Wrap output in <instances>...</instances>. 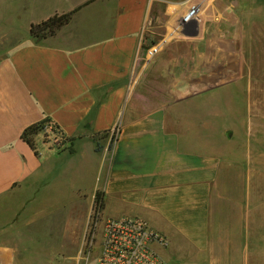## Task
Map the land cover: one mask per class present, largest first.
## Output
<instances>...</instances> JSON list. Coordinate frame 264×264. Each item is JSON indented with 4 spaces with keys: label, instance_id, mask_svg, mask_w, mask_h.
Listing matches in <instances>:
<instances>
[{
    "label": "crops",
    "instance_id": "0c3cea01",
    "mask_svg": "<svg viewBox=\"0 0 264 264\" xmlns=\"http://www.w3.org/2000/svg\"><path fill=\"white\" fill-rule=\"evenodd\" d=\"M6 1L23 19L0 26V264L53 252L23 245L38 216L61 247L83 236L97 191L101 219L168 241L165 264H264V8L214 0L149 61V0H94L44 38L30 26L89 0ZM44 120L62 138L31 148Z\"/></svg>",
    "mask_w": 264,
    "mask_h": 264
},
{
    "label": "rangeland",
    "instance_id": "374dc122",
    "mask_svg": "<svg viewBox=\"0 0 264 264\" xmlns=\"http://www.w3.org/2000/svg\"><path fill=\"white\" fill-rule=\"evenodd\" d=\"M70 1H74V0H70ZM75 1H79V0H75ZM213 1L214 0H149V18H150V25L152 27L151 36H150L151 37L150 47L161 43L162 45L160 50L161 52L165 43H167L170 39L173 40L181 37H188L190 35H193L197 31L199 26L204 22L206 23L215 22L214 20L213 21L211 20L212 19L211 17L209 19L208 18L205 19V17L203 16L207 9L206 4L210 5V3ZM223 1L228 2L229 0L228 1L223 0ZM239 1L242 3L244 7L243 9H248V8L252 9L259 7L264 8V0H239ZM191 5H196L199 8V11L201 12L200 14L201 19L199 23L193 25L191 32H184L177 28L179 23L178 19L186 13L187 9ZM3 6L9 7L8 1L0 0V8L2 9ZM9 16L11 18L8 19L7 17L3 16L4 19H1L2 15L0 13V26L3 23L5 25H8L9 20L17 25H20V23L22 22L23 17L21 18V16L20 18L17 16L18 19H15L13 14H10ZM234 21L237 22V19L234 18ZM146 60L149 59L146 58ZM163 82L166 84V87H168V83L171 81L166 80ZM160 98L168 99L169 97H160ZM43 131L45 133L44 139L47 140L46 136H48L49 132H46L45 130ZM98 217H99L98 214L95 213L94 208L92 207L84 235L81 237L79 236L77 238L71 239L67 245L65 242L64 246L61 247L64 241H62L59 237L63 225L61 223L54 224L52 232H48L47 228H45L44 224L42 223L45 222L47 219L45 217L38 216V218L41 220V222L37 224L38 229L35 231L34 234H32L31 239L29 240L27 239V241H25L23 245L26 246L27 248H33L36 245L42 246L44 244V241H46V244L52 246L53 252L49 253L46 256L21 255L17 257V260L22 261V264H94L96 258L98 257L101 251V244H100L101 236L105 226V220L103 219L99 220ZM53 218L55 219V217ZM46 235L48 238L47 240H45ZM49 236L51 238H49ZM2 237H4L3 233H2ZM156 248L157 247H155V249Z\"/></svg>",
    "mask_w": 264,
    "mask_h": 264
},
{
    "label": "built area",
    "instance_id": "2783aa9c",
    "mask_svg": "<svg viewBox=\"0 0 264 264\" xmlns=\"http://www.w3.org/2000/svg\"><path fill=\"white\" fill-rule=\"evenodd\" d=\"M199 8L191 5L186 13L178 19L177 28L191 32L193 25L199 23L201 17ZM161 43L151 46L146 51V58L151 59L161 50ZM44 130L49 132L47 139L52 144L61 140L59 132H55L51 124H46ZM117 129H112L105 150H110L117 135ZM99 220L101 219L98 214ZM101 251L94 264H165L159 257L155 247H166L168 241L153 231L146 223L129 217L118 220H105L101 236ZM154 247V248H153Z\"/></svg>",
    "mask_w": 264,
    "mask_h": 264
},
{
    "label": "trees",
    "instance_id": "16d2710c",
    "mask_svg": "<svg viewBox=\"0 0 264 264\" xmlns=\"http://www.w3.org/2000/svg\"><path fill=\"white\" fill-rule=\"evenodd\" d=\"M92 1L94 0H89L69 12L62 13V14H53L52 16L48 17L47 19L37 24H32L29 29L30 36L33 38H44L47 36H53L57 30L67 25L71 21L73 15L79 9L88 5ZM46 124H48V120H44L41 123L28 127L27 129L23 131L21 135V139L24 142H26L31 148H33V137L37 135L38 133H41L44 130ZM104 134H101L100 137L104 138L105 136ZM97 141H96V148H95L96 150L100 148L98 146ZM93 208L96 214H100L101 209H102V194L98 191L95 193Z\"/></svg>",
    "mask_w": 264,
    "mask_h": 264
},
{
    "label": "bare ground",
    "instance_id": "6f19581e",
    "mask_svg": "<svg viewBox=\"0 0 264 264\" xmlns=\"http://www.w3.org/2000/svg\"><path fill=\"white\" fill-rule=\"evenodd\" d=\"M201 14V12H199V15Z\"/></svg>",
    "mask_w": 264,
    "mask_h": 264
}]
</instances>
